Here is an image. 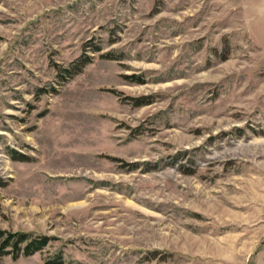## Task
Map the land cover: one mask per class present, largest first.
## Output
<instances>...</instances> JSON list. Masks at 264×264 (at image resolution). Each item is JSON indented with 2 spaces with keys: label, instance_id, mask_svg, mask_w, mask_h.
<instances>
[{
  "label": "rangeland",
  "instance_id": "374dc122",
  "mask_svg": "<svg viewBox=\"0 0 264 264\" xmlns=\"http://www.w3.org/2000/svg\"><path fill=\"white\" fill-rule=\"evenodd\" d=\"M257 4L0 0V264H264Z\"/></svg>",
  "mask_w": 264,
  "mask_h": 264
},
{
  "label": "trees",
  "instance_id": "16d2710c",
  "mask_svg": "<svg viewBox=\"0 0 264 264\" xmlns=\"http://www.w3.org/2000/svg\"><path fill=\"white\" fill-rule=\"evenodd\" d=\"M108 58H112V55H105ZM90 59L86 56L73 61L68 67H62L57 65L59 70V74L63 76H67L63 74L64 72L68 75H74L82 70L83 66ZM63 71V72H62ZM135 104L141 106L150 103L151 101L148 98H136L133 99ZM11 156L16 159H25V157L21 154L13 153V150L10 151ZM51 237L44 234H34L33 232L27 231H11L7 229L0 228V255H8L11 254L14 258H17L21 255H31L36 251L44 248L50 242ZM57 264V263H54Z\"/></svg>",
  "mask_w": 264,
  "mask_h": 264
},
{
  "label": "crops",
  "instance_id": "0c3cea01",
  "mask_svg": "<svg viewBox=\"0 0 264 264\" xmlns=\"http://www.w3.org/2000/svg\"><path fill=\"white\" fill-rule=\"evenodd\" d=\"M255 2L258 3V6L253 9V19L261 23L259 25L263 26L264 28V0H255Z\"/></svg>",
  "mask_w": 264,
  "mask_h": 264
}]
</instances>
